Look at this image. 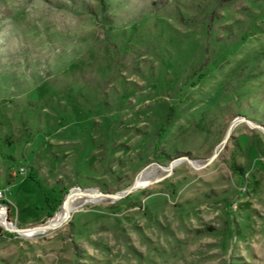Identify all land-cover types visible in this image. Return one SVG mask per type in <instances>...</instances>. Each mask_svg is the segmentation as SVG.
Segmentation results:
<instances>
[{
  "label": "rangeland",
  "instance_id": "1",
  "mask_svg": "<svg viewBox=\"0 0 264 264\" xmlns=\"http://www.w3.org/2000/svg\"><path fill=\"white\" fill-rule=\"evenodd\" d=\"M0 187V264H264V0H0Z\"/></svg>",
  "mask_w": 264,
  "mask_h": 264
},
{
  "label": "bare ground",
  "instance_id": "2",
  "mask_svg": "<svg viewBox=\"0 0 264 264\" xmlns=\"http://www.w3.org/2000/svg\"><path fill=\"white\" fill-rule=\"evenodd\" d=\"M154 169V168H153ZM145 172V171H144ZM145 180H147V178H146V176L144 175V174H141V175H139V177L137 178V181L135 182L136 184H143L144 182H146ZM91 192V191H90ZM91 193H93V192H91ZM78 193L76 192V191H73L72 192V194H71V196H70V198H69V200H67V199H65V203H64V205L62 206V208H61V210L56 214V216L54 217V219H53V222H51V224L50 225H46L47 227H44V230L43 231H47V230H49L50 228H55L57 225L56 224H58V223H60L61 221H63V219H64V217H65V215H66V213H67V211L69 212L71 209H73L74 208V200H75V198H77V197H82L83 198V200H88V197H91V196H86V197H83V194H82V196H78L77 195ZM87 194V193H86ZM88 195H90V194H88ZM108 198V197H107ZM76 205V204H75ZM0 212H1V210H0ZM1 214V213H0ZM12 226L14 227V225L12 224ZM39 230V229H38ZM36 232V231H35ZM37 233H38V231H37Z\"/></svg>",
  "mask_w": 264,
  "mask_h": 264
},
{
  "label": "water",
  "instance_id": "3",
  "mask_svg": "<svg viewBox=\"0 0 264 264\" xmlns=\"http://www.w3.org/2000/svg\"><path fill=\"white\" fill-rule=\"evenodd\" d=\"M236 123H237V120L233 121L232 124H231V126L228 127V130H227V133H226V136H225V139H224L225 141L228 139L229 134H230L231 130L233 129V127H235ZM214 156H215V155H213L211 158H213ZM211 158H210V159H211ZM132 188H135V185H133V186L128 190V192H129L130 190H132ZM71 194H72V192L67 193L66 196H65V199L69 200ZM5 214H6V218H5L6 221H5V222L11 221L10 218L8 217V214H9L8 210H5ZM36 227H39V226H36ZM44 227H47V226H40L39 228H44ZM32 228H33V227H32ZM32 228L18 227V228H15V229H16L17 231L23 232V231H25V230H27V229H32Z\"/></svg>",
  "mask_w": 264,
  "mask_h": 264
},
{
  "label": "built area",
  "instance_id": "4",
  "mask_svg": "<svg viewBox=\"0 0 264 264\" xmlns=\"http://www.w3.org/2000/svg\"><path fill=\"white\" fill-rule=\"evenodd\" d=\"M5 192H6V189H3L0 187V200H2L4 198Z\"/></svg>",
  "mask_w": 264,
  "mask_h": 264
},
{
  "label": "trees",
  "instance_id": "5",
  "mask_svg": "<svg viewBox=\"0 0 264 264\" xmlns=\"http://www.w3.org/2000/svg\"><path fill=\"white\" fill-rule=\"evenodd\" d=\"M31 176H32V175H31ZM32 177H33V176H32ZM0 203H3V204H4V203H6V202H5L4 200H0Z\"/></svg>",
  "mask_w": 264,
  "mask_h": 264
}]
</instances>
